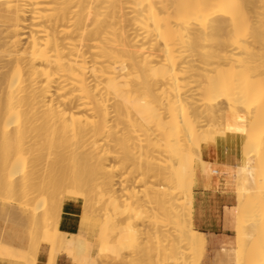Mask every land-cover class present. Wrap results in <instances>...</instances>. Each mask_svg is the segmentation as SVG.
Returning a JSON list of instances; mask_svg holds the SVG:
<instances>
[{"label": "bare ground", "instance_id": "obj_1", "mask_svg": "<svg viewBox=\"0 0 264 264\" xmlns=\"http://www.w3.org/2000/svg\"><path fill=\"white\" fill-rule=\"evenodd\" d=\"M259 9L264 11V0H0V135L13 153L12 177L27 168L24 178L12 183L15 190L29 189L31 222L47 229L56 221L55 237L42 239L51 248L49 264L61 253L77 264H98L108 253L120 255L118 246L131 241L138 246L143 224L137 231L127 223L134 238L119 232L115 243L104 231L106 224L114 228L131 219L126 215L119 222L121 212L114 215L119 210L142 219L160 216L152 234L159 239L176 231L167 234L173 264H197L187 254L201 239L189 229L185 201L194 197L197 157L204 176L224 172L216 153L224 132L222 137L211 136L215 129L206 130L210 136L203 133L204 158L200 130L206 129L205 117L219 121L225 112L234 145L228 136L221 144L246 148L235 171L238 241L244 242V228L249 238L264 237V206L262 219L256 218L263 199L257 196L256 212L249 203L255 191L264 193V13ZM2 183L0 178V189ZM61 195L82 202L89 217L102 214L105 226L95 242L83 231H60ZM94 201L106 206L98 209ZM248 204L252 217L246 223ZM105 209L114 213H102ZM256 250L250 264H264V247ZM235 251L222 249V260ZM179 254L186 257L180 263Z\"/></svg>", "mask_w": 264, "mask_h": 264}, {"label": "rangeland", "instance_id": "obj_2", "mask_svg": "<svg viewBox=\"0 0 264 264\" xmlns=\"http://www.w3.org/2000/svg\"><path fill=\"white\" fill-rule=\"evenodd\" d=\"M259 10H261V11H259L260 13L262 12V14L264 13V11H262L263 9H259ZM263 19H264V17H263ZM259 20H261V18H259ZM262 43V42H261ZM209 43H206V45H208ZM263 44V43H262ZM209 75V74H208ZM196 85V86H195ZM193 87L195 88L196 87V89H198L199 87H198V84H193ZM198 87V88H197ZM206 96V95H205ZM205 96H202V97H204L202 100H204L205 99ZM208 97V96H207ZM201 98V97H200ZM209 98V97H208ZM207 99V98H206ZM208 101V103H209V99L207 100ZM207 101H202V102H204V103H206ZM226 114V116H223V115H225ZM231 117V116H230ZM219 118V121H220V119H221V122H219V121H215V119H209L208 120V118L206 119V117L203 119V125L205 126V124H206V129H204V132H202L201 133V130H200V136H201V134H202V136L201 137H203V138H201L202 140H203V144H202V140L201 139H199V141H200V143L202 144V146H204L203 147V156H204V158L206 157V151H207V145H208V139H206V138H204V136H203V133H206V135L208 136L209 134L206 132V130L207 131H213V132H215V131H217V134H211V136H213V137H217L216 135H218V132H219V135L222 137V135H223V133L222 132H224V135H223V137H224V141L222 142V141H220V142H218L219 143V145H218V147L220 148V146H224L223 144L226 142L227 143V141H231V139H230V137L232 138V136L230 135V136H228L227 134H226V132H227V130H225L226 128H227V124L225 123V121H227L228 120V122H229V120L230 119H225L224 120V118H229V117H227V113L225 112L224 114H222V115H220V117H218ZM205 120L206 121H208V122H205ZM213 121V123H212V125H214V126H216L215 128H214V126H212V125H209V124H211L210 122H212ZM216 122V123H215ZM227 122V123H228ZM236 122V121H235ZM218 123V124H217ZM225 123L226 124V127H225V124H224V126H223V124ZM231 123H233V122H231ZM219 124H221V125H219ZM211 126L209 129L207 128V127H209V126ZM217 125H218V127H217ZM233 125V124H232ZM237 125V124H236ZM204 126H203V128H204ZM219 126H220V128H219ZM223 126V127H222ZM229 127V126H228ZM237 127V126H236ZM202 128V129H203ZM212 128H213V130H212ZM217 128H218V130H217ZM234 128V127H233ZM233 128H232V130H233ZM214 129H215V131H214ZM230 129V128H229ZM235 129V128H234ZM223 130V131H222ZM232 130L230 129V133H232ZM233 134H235L236 133V131L235 130H233ZM229 133V131H228V134H230ZM225 134H226V136H225ZM205 135V134H204ZM215 135V136H214ZM206 136V137H207ZM210 136V135H209ZM227 136L229 137V140H227L226 138H227ZM234 136V135H233ZM206 139V140H205ZM234 139V138H233ZM225 140H227V141H225ZM195 141H197L198 142V139L197 140H195ZM204 141H206V142H204ZM233 141V140H232ZM196 142V143H197ZM221 142L223 143V144H221ZM200 143H199V145H200ZM217 143V144H218ZM233 143V142H232ZM231 142H230V144H232ZM6 144V145H5ZM217 144H216V149L218 150V148H217ZM227 146H228V144H226ZM225 145V146H226ZM232 145H234V144H232ZM9 146V147H8ZM206 146V147H205ZM230 146V145H229ZM244 148L245 147H243L241 150H242V154H243V151H244ZM246 149V148H245ZM216 150V151H217ZM10 151H11V148H10V145H8V142L6 143V142H4L3 140H1V135H0V175H1V180H2V186H1V189H0V224H2L3 225V230L4 231H6V230H8L9 232H10V234H12V236L14 237V239L16 240V241H18V240H20V242L22 243V240L23 239H25L26 241H27V244H26V246H25V248L23 249V248H18V247H16V246H13V245H9V244H6V243H2V242H0V256H7V257H14V258H20L25 264H36L37 263V258H38V255H39V248L41 249V247L43 246V245H48L44 240L42 241V239L43 238H45V237H55L54 235H55V233H54V231L51 229V227H52V225L54 224V219H51V221L50 222H52L53 221V224L52 223H50L51 224V227L50 228H47V229H45L46 227L45 226H43V228L45 229V232H44V229H41L42 227L40 226V228H38L39 227V225H34V223H32L31 222V217H30V210H33V208L31 209V206L29 207V202H28V200H29V193H27L26 191H28L29 189L27 188H23V187H18V189L16 188V190H15V186L16 185H14L15 183L13 182L12 183V181H14V180H16V181H21L23 178H24V176L26 175V173H27V168L26 167H24L23 169H21L18 173H17V176H16V179H15V177H12L13 175H12V173L13 172H15V167H13V165H12V163H11V161H9L10 159L9 158H11L12 157V154L10 153ZM246 151V150H245ZM11 154V155H10ZM196 155V154H195ZM194 155V156H195ZM199 157H197V159H195V162H194V164H193V167H194V171L196 172V174H198L200 171H201V167H202V163L199 161V159H198ZM10 162V164H8ZM114 164V166H115V169H117V170H119L120 169V166H119V163H117L116 162V165H115V162L113 163ZM113 164H112V166H113ZM109 165H111V163L109 164ZM238 167V166H237ZM10 172H9V171ZM9 172V173H8ZM8 175H9V177H8ZM3 176V177H2ZM192 176L191 175V173H189L188 172V178H187V180H188V182H190L189 180H191V178L190 177ZM22 177V178H21ZM193 178V177H192ZM11 179H13V180H11ZM17 183V182H16ZM18 184V183H17ZM264 184H262L261 186H263ZM195 186H196V184H194V187H192V190H193V192H194V189H195ZM138 187H140V185L138 186ZM137 187V189L139 190V188ZM22 188V189H21ZM141 189H142V186L140 187ZM20 189H21V191H20ZM26 189V190H25ZM264 189V188H263ZM262 189V187H261V190H263ZM20 191V192H18V191ZM24 190V192L26 193H24V192H22ZM257 191H255V193H254V195H252L251 197L249 196V198H251V199H249V203H251L252 202V206L251 205H249L248 204V208L245 210V213H244V217L246 218L245 220H246V223H247V219L249 218V217H252V216H249L250 215V211H251V207H253L252 208V211H251V213L255 210V212L257 211V209H254V208H256L258 205H257V203L259 202V198L257 197L258 195L260 196V197H262L261 199H263V202H264V193L263 192H261L259 189H258V192L256 193ZM260 193H262L263 194V196H261L262 194H260ZM24 194H25V196H24ZM28 196V197H27ZM62 196V195H61ZM24 197H27V200H25L26 198H24ZM252 198H253V201H252ZM256 198V199H255ZM258 198V199H257ZM62 199V200H61ZM251 200V201H250ZM27 201V202H26ZM68 200L67 199H65L63 196L62 197H60V204L62 205V213H63V207H64V204H65V202H67ZM187 201H188V203H187ZM255 201V202H254ZM261 202V204L263 203L262 202V200H260ZM26 204H25V203ZM39 202V201H38ZM38 202L37 203H34L33 205H36V204H38ZM63 202V203H62ZM95 203L94 204H96L95 205V207L96 208H101V206H102V208H104L106 205H103V204H105V203H99V202H97V201H94ZM257 202V203H256ZM186 203H187V205H186ZM259 203V204H260ZM29 204V205H28ZM25 205V206H24ZM32 205V206H33ZM81 205H82V202H81ZM97 205H98V207H97ZM255 205H257V206H255ZM28 206V207H27ZM45 205H43L41 208L42 209H40L39 208V210H43V207H44ZM185 206L188 208V212H187V219H188V223H189V229L190 228H192V229H194L196 232H198L199 233V236H200V239H201V242H200V244H197V243H191L190 244V246H189V250H188V254H187V256L189 255L190 256V259L189 260H191V258H193V260L191 261V262H194L195 261V263H197V264H250L251 262H250V260L249 259H251V257H249V255H250V253H251V255H252V258H253V255H254V253H255V250L257 249L258 251H260V248H263L264 247V241H263V243H262V239L264 240V237L263 236H255V238L253 237V238H249V237H247L246 236V234L245 233H247V228H244V242H239L238 241V234L236 233V251L235 252H233L232 254H231V256H229V257H227L225 260H222V250H219V251H216V252H214L213 250H210V248H209V244H208V239H207V237L205 236V238H206V240H207V242H206V248H205V239H204V237H203V235H202V233L201 232H199V231H197L196 229H195V227H194V221H193V213H194V197H192V195H191V197L189 198V200H186L185 201ZM249 206H251V207H249ZM260 206V208H259V210L260 211H258V216L256 217L257 219L259 218L260 220L262 219L261 217L263 216V213L261 214V212H262V208L261 207H263L264 206V203H263V205H259ZM258 206V207H259ZM98 208V209H99ZM107 208V207H106ZM187 208H186V210H187ZM45 209V208H44ZM27 210V211H26ZM109 210V209H108ZM108 210H106L105 209V212H102V213H106L107 214V212L106 211H108ZM84 210H83V208H82V214H81V231H83L84 233H86L87 234V237L91 240V241H93V242H95L96 240H97V238H98V236H99V234H100V232H101V229H102V227L104 228V226L105 225H103V224H101V223H103V222H101L104 218L101 216V217H99V215L97 216V217H89L88 215V213H86L85 211L83 212ZM26 212H28V213H26ZM113 212V211H112ZM111 212V209H110V212L108 211V214L109 215H111L110 213H112ZM119 212H121L120 214H122V215H120L119 214ZM254 212V213H255ZM260 212V213H259ZM26 213V214H25ZM62 213H61V217H62ZM86 213V214H85ZM114 213V212H113ZM112 213V214H113ZM83 214H85V215H83ZM116 214L118 215L119 214V216H117L118 217V221L120 220L119 218H124V217H126L127 219H128V217L129 218H131V219H129V220H124L122 223L120 222V225L121 226H119V224H116L117 226H115V225H113L114 226V228L113 227H111V225L109 226V224L107 225L106 224V226H107V228H106V226H105V228H104V231L106 232V234H109L110 235V237H111V239H112V243H115V241L118 239V238H120L121 236H120V234H119V232L120 233H122V235H123V233H127L128 232V226L129 225H131L135 230H139V228L142 226V224H143V227L144 226H146V227H141L142 228V230H141V228H140V231H138L139 232V234H141V236H142V238H143V240H141V242H143V241H145V243L143 242L142 244L143 245H139L138 244V246H137V243L135 244L134 242H132L131 241V243H127L126 245H123V246H118V249H117V251L120 253V255H118V256H115V255H113L112 253L111 254H107V255H105V256H102V257H100L99 258V262H98V264H173V262L175 261V260H170V258H171V252H169V250H170V247H171V243H169V241H170V239L168 238V235H170L171 233H172V231L173 230H168V232H165V233H162V235L160 236V238L163 240V242L160 240V238L159 239H155V232H157V230L155 231V228H154V225H153V222L154 221H158V222H160L159 221V219H157L158 217H160V216H158L157 215V217L155 218L154 216H151V215H145L144 216V218L142 219V218H138L137 216L135 217V214L134 213H132V212H128V213H125L124 214V212H123V210H119V211H117V212H115V216H116ZM114 215H113V217H114ZM128 217H127V216ZM253 215H255V214H253ZM26 217V218H25ZM106 217V216H105ZM164 217V216H163ZM255 217V216H254ZM28 218V219H27ZM101 218H103V219H101ZM153 218V219H152ZM155 218V219H154ZM26 219H27V222H26ZM115 219V218H114ZM116 219H115V221H116ZM133 219V220H132ZM157 219V220H156ZM161 219H163V218H161ZM122 221V220H121ZM258 221V220H257ZM126 222V223H125ZM144 222V223H143ZM146 222V223H145ZM116 223H117V221H116ZM127 223H129V224H127ZM141 223V224H140ZM29 224V225H28ZM55 224H56V221H55ZM55 224L53 225V228H54V226H55ZM84 224V227H82V225ZM124 224V225H123ZM126 224H127V227H126ZM138 224V225H137ZM151 224V225H150ZM31 225H33V226H31ZM147 225H148V227L149 228H152V232H151V229H149L148 227H147ZM34 226L35 227H37V229L35 230V228H34ZM108 226H109V228H108ZM139 226V227H138ZM151 226V227H150ZM115 227H117V228H115ZM124 227L126 228V230H125V232L123 231V229H124ZM171 228L173 227L172 225L170 226ZM121 230L122 229V231H120L119 229ZM131 228V227H130ZM145 228H148V230L147 229H145ZM154 228V229H153ZM34 230V232H31V230ZM40 229V230H39ZM111 229V230H110ZM39 230V231H38ZM42 230V231H41ZM110 230V231H109ZM145 230H146V232H145ZM174 230H175V227H174ZM36 231V232H35ZM109 231V232H108ZM141 231H143V233L146 235H143V233L141 232ZM153 231H155L154 233H153ZM170 231V232H169ZM150 232V233H149ZM174 232L176 233V231H173V235H172V237L175 235L174 234ZM237 232V231H236ZM32 233V234H31ZM33 233H36V235L34 236V234ZM154 235H153V234ZM118 234H119V236H118ZM129 234H131V233H129L128 232V237H132V236H129ZM138 234V235H139ZM152 236V237H154L153 239H152V237L150 236V235ZM157 234V233H156ZM168 234V235H167ZM31 235H33L34 236V238H33V236H31ZM131 235H133V234H131ZM158 235V234H157ZM165 235H166V237H165ZM33 238H31V237ZM140 236V237H141ZM146 238L145 240H144V237ZM36 237V238H35ZM163 237V238H162ZM170 237H171V235H170ZM262 239H261V238ZM132 238H134V237H132ZM148 238V239H147ZM167 238V239H166ZM169 239V240H168ZM256 239V240H255ZM115 240V241H114ZM134 240V239H133ZM158 240L160 241V242H158ZM166 240H168V241H166ZM258 240V241H257ZM260 240V241H259ZM150 241V242H149ZM165 241V242H164ZM171 242V241H170ZM240 243V246H239V243ZM262 243L263 245V247L261 246V244H259V243ZM38 243L40 244V245H38ZM156 243H157V245H156ZM243 243V244H242ZM42 244V245H41ZM129 244V245H128ZM159 244V245H158ZM170 244V245H169ZM155 245H156V248H155ZM169 245V246H168ZM258 245H260L259 247H258ZM49 246V245H48ZM137 246V247H136ZM141 248H145L144 250V254L142 255V252H143V249H141ZM147 248V249H146ZM172 248V247H171ZM225 249H230L229 247H224ZM169 249V250H168ZM223 249V248H222ZM39 250V251H38ZM165 250V251H164ZM183 250V249H182ZM257 250H256V252H257ZM148 251V252H147ZM181 251V249L179 250V252ZM164 252V253H163ZM254 252V253H253ZM157 253V254H156ZM168 254H170V255H168ZM183 254V253H182ZM185 254V253H184ZM142 255V256H141ZM179 255H181V254H179ZM179 255L177 256V258L179 257ZM198 255V256H197ZM120 256V257H119ZM135 256V257H134ZM170 256V257H169ZM188 256V257H189ZM70 257V256H69ZM142 257V258H141ZM183 257H185V256H183V255H181V257H179L181 260H177V262H179L180 263V261L182 262V258ZM178 258V259H179ZM186 258V257H185ZM167 259V260H166ZM195 259V260H194ZM166 260V261H165ZM183 260H184V258H183ZM187 260V259H186ZM133 261V262H132ZM144 261V262H143ZM248 261H249V263H248ZM143 262V263H142ZM171 262V263H170ZM190 262V261H189ZM253 263V262H252Z\"/></svg>", "mask_w": 264, "mask_h": 264}, {"label": "crops", "instance_id": "obj_3", "mask_svg": "<svg viewBox=\"0 0 264 264\" xmlns=\"http://www.w3.org/2000/svg\"><path fill=\"white\" fill-rule=\"evenodd\" d=\"M219 164L224 170L221 176H204L197 174L194 189V227L208 239L210 250L214 252L229 247L236 248V208L237 195V161L242 154L241 148L222 146L217 150ZM228 170V171H227ZM219 177V178H218ZM237 199V200H236ZM237 204V205H236ZM235 209V211H234ZM82 205L80 201H67L63 207L59 229L67 235H77L81 232ZM0 242L25 248V239L16 241L8 230H3L0 224ZM50 246L43 245L39 251L36 264H49ZM55 264H77L65 253L58 254ZM0 264H25L20 258L0 256Z\"/></svg>", "mask_w": 264, "mask_h": 264}]
</instances>
